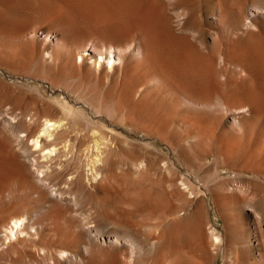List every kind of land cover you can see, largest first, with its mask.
Segmentation results:
<instances>
[{
    "label": "rangeland",
    "instance_id": "obj_1",
    "mask_svg": "<svg viewBox=\"0 0 264 264\" xmlns=\"http://www.w3.org/2000/svg\"><path fill=\"white\" fill-rule=\"evenodd\" d=\"M168 1L0 0V218L6 211L24 213L31 233L21 227L12 239L0 227V264H16L23 251L38 264H264V0H253V7L243 0ZM255 7L261 12L254 29L239 28ZM33 28L66 37L71 56L95 38L107 46L138 40L145 58L128 54L124 76L97 81L63 51L49 57L31 38ZM151 65L169 87L197 101L219 97L230 111L185 110L167 86L148 83ZM57 90L91 104L93 113L102 102L112 103L101 112L114 126L90 123L86 111L65 112L60 142L68 158L46 163L16 114L20 109L30 117L43 104L59 109ZM115 105L119 111L111 109ZM233 119L241 127L237 136L229 129ZM92 130L110 137L106 146L98 141L94 165L101 171L94 179L84 151ZM238 185L256 193L254 199L239 202L228 190ZM38 247L48 251L44 258L37 257ZM60 249L64 256L56 254Z\"/></svg>",
    "mask_w": 264,
    "mask_h": 264
},
{
    "label": "bare ground",
    "instance_id": "obj_2",
    "mask_svg": "<svg viewBox=\"0 0 264 264\" xmlns=\"http://www.w3.org/2000/svg\"><path fill=\"white\" fill-rule=\"evenodd\" d=\"M122 1V0H121ZM165 1H168V0H165ZM172 1V0H171ZM178 1V0H177ZM232 1V0H231ZM255 1V0H254ZM253 0H243V2H244V4H245V6L247 5V6H252L255 2H254ZM169 2V1H168ZM258 2V1H257ZM261 2V1H260ZM138 3V2H137ZM235 3H237L238 4V2L236 1ZM149 4V3H148ZM230 4V3H229ZM232 4V3H231ZM234 4V3H233ZM164 5V4H163ZM256 5V4H255ZM254 5V6H255ZM151 6V5H150ZM177 6H180L178 3H177ZM225 6V5H224ZM227 6V5H226ZM233 6V5H232ZM231 6V7H232ZM236 6V8H237V6L238 5H235ZM241 6V5H240ZM244 6V5H243ZM244 6V7H245ZM261 6L264 8V3L262 2V4H261ZM253 7V6H252ZM259 7V6H258ZM233 8H235L234 6H233ZM263 8H258V9H263ZM145 9V8H144ZM242 9H243V7H242ZM247 10V9H246ZM253 10V12H250V14H248L246 17H245V20H244V23L243 22H241L242 23V26H239V28H242V27H244L245 29L246 28H252V29H254L253 28V24H255V23H253L254 21V19H256V18H258V13L259 12H261V11H259V10H257L256 9V7H255V12H254V8L252 9ZM257 10V11H256ZM123 11V10H122ZM154 11V10H153ZM159 11V10H158ZM229 11V10H228ZM259 11V12H258ZM145 12V11H144ZM230 12H231V8H230ZM229 12V13H230ZM232 12H233V10H232ZM263 12H264V10H263ZM234 13V12H233ZM159 14V13H158ZM247 14V13H246ZM263 14V13H262ZM154 16V15H153ZM120 17V16H119ZM232 17H235L234 15L232 16ZM231 18V17H230ZM167 19H169V18H167ZM166 19V20H167ZM213 19V18H212ZM221 19V18H220ZM232 19V18H231ZM242 19H244V18H242ZM215 20V19H214ZM233 20H235V19H233ZM236 20H237V18H236ZM235 20V21H236ZM180 21V20H179ZM229 21H231V20H229ZM241 21H243V20H241ZM228 22V21H227ZM233 22V21H232ZM232 22H230V23H228V25H230L231 26V24H232V28H234V27H237L238 28V26L236 25V26H234L237 22H239V19H238V21H236V23L233 25V23ZM256 22H258L257 20H256ZM220 23V22H219ZM221 23H223V21L221 22ZM142 24V23H141ZM164 24V23H163ZM199 24V23H198ZM238 24V23H237ZM240 24V23H239ZM216 25V24H215ZM241 25V24H240ZM202 26V25H201ZM220 26V25H219ZM234 26V27H233ZM159 28V27H158ZM222 28V27H221ZM237 28H234V29H230L231 31L232 30H235V29H237ZM256 28V27H255ZM260 28V27H259ZM23 29V28H22ZM38 29V28H37ZM36 28H33V30L31 31V38L32 39H34L35 40V42L37 41V42H40V43H42L45 47H46V49H47V55L49 56V57H53L54 55H57V54H59V52L60 51H63V53H61L62 54V56L64 57L65 56V58L66 59H68V61L71 63V64H73V65H75V64H78V66L79 67H82L83 66V68L87 71V70H89L90 72H91V74L95 77V79L98 81V80H100V81H109L112 77H116L115 76V74L116 73H118V77H121V76H124V75H122L123 74V58L126 56V55H128V54H131L133 57H135V58H137V59H144L145 58V53H144V49H143V46L141 45V43L137 40V41H131V42H124L123 44H118V43H115V44H109L108 46L106 45V44H104V43H99L98 42V40H96L95 38H89L91 41H90V43L89 44H87L86 43V45H84V46H80V47H77V48H75V50H74V53H73V55H74V57H73V59H72V56H71V52L70 51H68V50H65V41H66V37H56V38H54V37H52V35L51 34H37V32H36V30H37ZM162 29V28H161ZM251 29V30H252ZM257 29V28H256ZM262 29V28H261ZM159 30V29H158ZM220 31H221V29H219ZM250 30V29H249ZM249 30H247V32L249 31ZM25 31V30H24ZM195 31H197V30H195ZM235 31H237V30H235ZM255 31V30H254ZM260 31V30H259ZM13 32V31H12ZM51 32V31H50ZM182 32V31H181ZM227 32V31H226ZM230 32V31H229ZM244 32H246V31H244ZM252 32V31H251ZM257 32V31H256ZM54 33V32H53ZM231 33V32H230ZM236 33V32H235ZM254 34H256V33H254ZM260 34H261V32H260ZM29 35V34H28ZM27 35V36H28ZM54 35V34H53ZM257 35V34H256ZM58 36V35H57ZM220 36V35H219ZM218 36V37H219ZM239 36V35H238ZM216 37V36H215ZM230 37V36H229ZM250 37H251V34H250ZM259 37V36H258ZM243 38V37H242ZM248 38V37H247ZM181 39V38H180ZM219 39V38H218ZM234 39V38H233ZM237 39V38H236ZM235 39V40H236ZM135 40V39H134ZM156 40V39H155ZM179 40V39H178ZM220 40V39H219ZM244 40V39H243ZM249 40V39H248ZM204 41V40H203ZM25 42V41H24ZM28 42H29V40H28ZM119 42V41H118ZM121 42V41H120ZM223 42V41H222ZM39 43V44H40ZM205 43V42H204ZM203 43V44H204ZM212 45V44H211ZM256 45V44H255ZM264 46V45H263ZM263 46H262V49H263ZM224 47V46H223ZM236 47V46H235ZM240 48V47H239ZM202 49V48H201ZM222 49V48H221ZM226 49V48H225ZM253 49V48H252ZM255 49H256V47H255ZM254 49V50H255ZM259 49L261 50V48L259 47ZM259 49H257L258 51H259ZM70 50V49H69ZM237 50V49H236ZM243 50V49H242ZM254 50H253V53H254ZM257 50H255V51H257ZM212 51V50H211ZM233 51V50H232ZM248 51V50H247ZM174 52V51H173ZM215 52V51H214ZM228 52H229V46H228ZM238 52H242L241 51V49H240V51H238ZM246 52V51H245ZM264 52V51H263ZM193 53V52H192ZM224 53H225V51H224ZM220 54H222L221 52H220ZM219 54V56H222V55H220ZM231 54V53H230ZM238 54H240V53H238ZM259 54V53H258ZM177 55V54H176ZM207 55V54H206ZM241 55V54H240ZM246 55V54H245ZM250 55H252V53L250 54ZM228 56V55H227ZM261 56V55H260ZM260 56H258V57H260ZM48 57V58H49ZM264 57V56H263ZM168 58V57H167ZM211 58V57H210ZM251 58V57H250ZM41 59V58H40ZM192 59V58H191ZM216 59V58H215ZM217 60V59H216ZM218 61H222V58L221 57H219V59H218ZM230 61V60H229ZM11 62V61H10ZM66 62V61H65ZM181 62V61H180ZM223 62H224V60H223ZM132 63V62H131ZM220 63V62H219ZM227 63V62H226ZM251 63V62H250ZM229 64V63H228ZM58 65V64H57ZM222 65H223V63H222ZM151 67V75H150V80H149V84L150 85H153V86H159V85H163V86H167L168 88H169V90H170V92H172L171 94H173L174 96H175V98H176V101H177V103L179 104V105H181L185 110H188L189 111V109L191 110V109H200V110H204V111H212V112H216L217 114L218 113H221V114H225V113H227V112H229L230 111V109H228L226 106H225V104H223V102H222V99H220L219 97H217L216 98V100H215V103H211L210 101H197V100H194V99H192V98H190L189 96H187L186 94H184V93H182V92H180V91H177V90H175V89H173V88H171V87H169L170 85L168 84V82H167V80H165V78H163L164 76H162L156 69H155V67H153L152 65L150 66ZM149 67V68H150ZM235 67V66H234ZM244 67V66H243ZM125 68V67H124ZM233 68V67H232ZM260 68V67H259ZM243 69V68H242ZM244 70V69H243ZM45 71V70H44ZM233 71V70H232ZM240 71V70H239ZM260 71V70H259ZM147 72V71H146ZM50 74V73H49ZM136 74V73H135ZM243 74V73H242ZM186 75V74H185ZM184 75V76H185ZM187 76V75H186ZM245 76V75H244ZM252 76V75H251ZM38 79V78H37ZM122 79V78H121ZM40 80V79H39ZM119 80H120V78H119ZM118 80V81H119ZM96 81V82H97ZM95 82V83H96ZM120 82V81H119ZM128 82V81H127ZM226 82V81H225ZM44 83V82H43ZM71 83V82H70ZM247 83V82H246ZM45 84V83H44ZM48 84V83H47ZM124 84V83H123ZM148 84V85H149ZM50 85V84H49ZM98 85V84H97ZM107 85V84H106ZM47 86V85H46ZM122 86V85H121ZM134 86V85H133ZM226 87V86H225ZM60 88V87H59ZM107 88V87H106ZM126 88V87H125ZM230 88V87H229ZM89 89V88H88ZM121 89V88H120ZM62 90V89H61ZM222 91H223V89H222ZM227 91V90H226ZM57 92H58V94L59 95H61L62 96V101H61V103H59L58 104V108L59 109H56V108H54V107H52V106H46V107H43L44 106V104H43V106H41V108H39V109H37L33 114H31L30 115V117H25V111H23V110H20L19 109V111L17 112V114H16V116H17V119L19 118L21 121H23L24 122V124H25V128H26V130L28 131V135H26V136H28V139H30L31 140V142H33V144H34V148H36V149H39V151H38V154L39 155H41L42 157H43V159L42 160H44L45 159V161H46V163L47 162H50V163H52L53 161L55 162V160H58V159H60V158H62V157H64V158H68L67 157V148H68V146H67V144L65 143V144H61V140L62 139H64L63 137L65 136V133H66V127H67V121H66V116L64 117V113L66 112V113H69V114H73V113H78V112H82V111H86L87 112V117H88V120H89V122L90 123H97V122H102L106 127H108V126H111V127H113L114 125H112L110 122H109V120H108V118H107V116H105L106 114L104 113L103 114V111L101 112V110H105V108L106 107H108V106H110V105H112V103L110 104V105H106V101H104V102H102L101 103V105L100 106H98V103L99 102H101V101H99L98 103H96L97 104V106L99 107L98 109H94V112L95 113H93L91 110L93 109L92 108V105L91 104H89V103H87V102H82L83 101V99H82V101H72V100H70L67 96H65V94L62 92V91H60V90H57ZM56 92V93H57ZM87 94V93H86ZM115 94V93H114ZM261 94V93H260ZM103 95V94H102ZM118 95V94H117ZM160 96V95H159ZM218 96V95H217ZM139 97V96H138ZM225 97V96H224ZM104 98V97H103ZM102 98V99H103ZM108 98V97H107ZM169 98V97H168ZM206 98V97H205ZM41 99V98H40ZM77 99H78V96H77ZM81 99V98H80ZM119 99V98H118ZM29 100V99H28ZM106 100V99H105ZM85 101H87V100H85ZM57 102V101H56ZM114 102V101H113ZM116 102L118 103V101L116 100ZM153 102V101H152ZM24 103V102H23ZM35 103H37V102H35ZM55 103V102H54ZM91 103V102H90ZM123 103V102H122ZM40 104V103H39ZM113 104H115V102L113 103ZM160 104V103H159ZM36 105H38V104H36ZM41 105V104H40ZM46 105V104H45ZM117 105V104H116ZM115 105V108H111L112 110H114V109H116L117 108V111H119L118 110V108H120V105H119V107L118 106H116ZM93 106H95V105H93ZM141 106V105H140ZM139 106V107H140ZM33 107V106H32ZM96 107V106H95ZM111 107V106H110ZM114 107V106H113ZM15 108V107H14ZM90 108H92V109H90ZM109 108V107H108ZM34 109V108H33ZM131 109V108H130ZM8 110H9V107H8ZM121 110H123V109H121ZM242 110V109H241ZM191 111H193V110H191ZM238 111V110H237ZM126 112V111H125ZM124 112V113H125ZM232 112H234V111H232ZM263 112V111H262ZM248 113H250V112H248ZM29 114V113H28ZM27 114V115H28ZM81 114V113H80ZM26 115V116H27ZM73 115H75V114H73ZM83 116H84V114H82ZM81 115V116H82ZM110 115V114H109ZM114 115H115V113H114ZM76 116V115H75ZM80 116V115H79ZM145 116V115H144ZM156 116V115H155ZM203 116V115H202ZM245 116V115H244ZM243 116V117H244ZM253 116V115H252ZM15 117V116H14ZM13 117V118H14ZM86 116H84V118H85ZM74 118V117H73ZM72 118V119H73ZM18 119V120H19ZM78 119V118H77ZM134 119H136V118H134ZM141 119V118H140ZM143 119V118H142ZM223 119V118H222ZM80 120H81V118H80ZM17 121V120H16ZM19 122V121H18ZM73 122V121H72ZM75 122H77V121H75ZM170 122V121H169ZM21 123V122H20ZM119 123H120V121H119ZM182 123V122H181ZM23 124V125H24ZM73 124H74V122H73ZM21 125V124H20ZM23 125H22V127H23ZM191 125V124H190ZM87 126V125H86ZM186 127V126H185ZM24 128V127H23ZM181 128V127H180ZM243 128V127H242ZM6 129V128H5ZM78 129V128H77ZM142 129V128H141ZM229 129H230V131H231V133L233 134V136H237V135H239V132H240V129H241V127L239 126V122L238 121H236V120H232L231 121V123H230V125H229ZM244 129V128H243ZM245 129H246V127H245ZM254 129V128H253ZM27 131H25V132H27ZM152 131V130H151ZM109 132V131H108ZM114 132V131H113ZM207 132V131H206ZM214 132V131H213ZM244 132V131H243ZM242 132V133H243ZM76 133H77V131H76ZM96 133H98V132H96ZM96 133L92 130L90 133H89V138H90V140H89V142L85 145L86 147H85V149H84V151H86V153H88V155H87V157L89 156V161L88 162H90V163H92L91 165H92V168H93V170H91V171H93V173L91 174V177L93 176V179H94V177L101 171H99L96 167H95V165H94V163L96 162V158L98 157V154L100 153L99 151V140L101 139H103V141H105L106 143H104L105 144V146H106V144L109 142V140H110V137L107 135V134H104V133H100V134H98V135H96ZM241 133V134H242ZM78 134H80V133H78ZM114 134V133H113ZM243 135V134H242ZM190 136V135H189ZM255 136V135H254ZM71 137V136H70ZM89 138H87V139H89ZM243 138V137H242ZM66 140V139H65ZM112 140V139H111ZM67 141V140H66ZM65 141V142H66ZM19 142V141H18ZM214 142V141H213ZM64 143V142H63ZM68 143V142H67ZM102 144H103V142H101ZM32 144V143H31ZM32 144V145H33ZM110 144V143H109ZM113 144V143H112ZM238 144V143H237ZM244 144V143H243ZM77 145V144H76ZM108 145V144H107ZM31 146V145H30ZM74 147V146H73ZM118 147V146H117ZM239 147V146H238ZM71 148V147H70ZM102 148H104V147H102ZM101 149V148H100ZM208 149V148H207ZM46 150V151H45ZM105 150V149H104ZM108 150V149H107ZM178 150H180V149H178ZM102 152H103V149L101 150ZM236 150H234V152H235ZM34 152V151H33ZM73 152H75V151H73ZM82 153V152H81ZM233 153V152H232ZM101 154V153H100ZM243 154V153H242ZM85 155V154H84ZM105 155V154H104ZM236 155H238V154H236ZM120 156V155H119ZM64 158H63V160L62 161H64ZM72 158V157H71ZM99 158V157H98ZM117 159V158H116ZM251 159V158H250ZM88 160V159H87ZM86 160V161H87ZM101 160V159H100ZM149 160V159H148ZM249 160V159H248ZM71 161V160H70ZM114 161V160H113ZM58 162H59V160H58ZM76 162V161H75ZM82 162V161H81ZM249 162V161H248ZM248 162H246V163H248ZM74 163V162H73ZM254 163V162H253ZM54 164H56V163H54ZM133 164V163H132ZM138 164H139V162H138ZM141 164V163H140ZM248 164H250V163H248ZM19 165V164H18ZM42 165H43V163H42ZM47 165V164H46ZM136 166H139V165H137V164H135ZM259 165V164H258ZM41 166V165H40ZM50 166V165H49ZM54 166H56V165H54ZM244 166V165H243ZM246 166H248V165H246ZM53 167V166H52ZM59 167V166H58ZM106 167H108L107 165H106ZM141 167V166H140ZM252 167V166H251ZM257 167V166H256ZM55 168V167H54ZM88 168H90V167H88ZM117 168V167H116ZM56 169V168H55ZM60 171H61V169H60ZM67 171V170H66ZM99 171V172H98ZM135 171V170H134ZM145 171V170H144ZM256 171V170H255ZM62 172H64V171H62ZM57 173H59V171L57 172ZM89 173V172H88ZM136 173H137V171H136ZM64 174V173H63ZM24 175V174H23ZM264 175V174H263ZM62 176V175H61ZM66 177V176H65ZM90 177V178H91ZM67 178V177H66ZM89 178V177H88ZM98 179V178H97ZM96 179V180H97ZM89 180V179H88ZM244 180V179H243ZM257 180V179H256ZM78 181V180H77ZM95 181V180H94ZM232 181V180H231ZM247 182V181H246ZM19 183V182H18ZM78 184V183H77ZM237 185V184H236ZM256 185V184H255ZM188 186L190 187V188H192V190L193 189H196V191L199 193V198H201V196L203 195V199H204V191H201V190H199V188H197V187H195V185H193V183L191 182V181H188ZM202 186V185H201ZM245 186V185H244ZM244 186H242V185H238V186H235V187H230L228 190L230 191H232V192H234V193H237V194H239L240 195V198L238 197V201L239 202H244V201H247V200H253L254 199V197H255V194L254 193H252L251 192V190L249 189V188H247V187H244ZM262 186V185H261ZM260 186V187H261ZM252 188V187H251ZM261 188H263V187H261ZM226 189H227V187H226ZM263 190V189H262ZM82 192V191H81ZM84 192V191H83ZM82 194H84V193H82ZM137 193H135V195H136ZM190 195V194H189ZM232 196H233V194H232ZM89 198V197H88ZM114 198V197H113ZM87 199V198H86ZM101 199V198H100ZM203 199H200L201 201H203ZM188 201H190V200H188ZM22 203H24V202H22ZM224 203V202H223ZM25 204V203H24ZM190 204L192 205L193 204V201H191L190 202ZM234 205V204H233ZM20 206V205H19ZM244 206V205H243ZM252 206V205H251ZM24 207H26V206H24ZM29 207H27V209H28ZM127 209H128V207H126ZM233 208V207H232ZM253 208H255V207H253ZM25 209V208H24ZM223 209V208H222ZM189 210V208H187V209H185L184 211H181V212H178V213H174V214H171V216H170V219L171 220H174V219H176L177 220V218L178 217H180L181 215H183V214H185L186 213V211H188ZM227 210H228V208H227ZM26 211V210H25ZM119 211H121V210H119ZM127 211V210H126ZM152 212V211H151ZM91 213V212H90ZM93 213V212H92ZM114 213H116V212H114ZM223 213V212H222ZM129 214V213H128ZM24 215V213H22L21 215L19 214V212H17V211H6V212H4L3 213V217L1 216V218H0V227L2 228V229H4L5 230V232H6V236H8L9 235V237H11L12 239H16V236H18V234H16V232H18V230H20L19 232H22L21 230H22V228L21 227H23V230L25 231V233H26V228H27V226H28V223H26V225H25V222L29 219H27L26 221H25V217L23 216ZM99 215V214H98ZM225 215V214H224ZM230 215V214H229ZM234 215V214H233ZM239 215V214H238ZM257 215V214H256ZM135 216H137V215H135ZM185 216V215H184ZM28 217V216H27ZM102 217V216H101ZM104 217V216H103ZM48 218V217H47ZM93 218V217H92ZM105 218V217H104ZM109 218V217H108ZM46 219V218H45ZM44 219V220H45ZM224 219V218H223ZM132 221V220H131ZM29 222V221H28ZM75 222V221H74ZM57 223V222H56ZM91 223V222H90ZM135 223V222H134ZM29 224H32V223H29ZM46 224V223H45ZM34 225V224H33ZM33 225H29V227L30 228H32V229H34L35 230V228H34V226ZM39 225V224H38ZM47 225V224H46ZM84 225V224H83ZM130 225V224H129ZM133 225V224H132ZM260 225V224H259ZM9 226V227H8ZM76 226V225H75ZM77 226H79V225H77ZM231 226V225H230ZM21 228V229H20ZM64 228V227H63ZM66 228V227H65ZM201 228H203V226L201 227ZM210 228V227H209ZM41 229V228H40ZM84 229H86V228H84ZM213 229V228H212ZM31 230V229H30ZM135 230V229H134ZM215 230V229H214ZM37 231H39L38 229H37ZM41 231V230H40ZM90 231V230H89ZM201 231V230H200ZM211 231V230H210ZM209 231V232H210ZM18 232V233H19ZM36 232V231H35ZM193 232V231H192ZM196 232V231H195ZM214 232V231H213ZM24 233V232H23ZM24 233V234H25ZM27 233H30V231L28 232L27 231ZM41 233H42V231H41ZM199 233V232H198ZM21 234V233H20ZM31 234V233H30ZM46 234V233H45ZM66 234V233H65ZM70 234V233H69ZM26 235H28V234H26ZM33 235V234H32ZM32 235H31V237H32ZM37 235H38V233H37ZM5 236V237H6ZM51 236V235H50ZM49 236V237H50ZM56 236V235H55ZM63 236H65V235H63ZM193 236V235H192ZM197 236H200V235H197ZM212 236V235H211ZM4 237V238H5ZM37 238L38 236H36V234H34V236L32 237V238ZM46 237H48V235L46 236ZM45 237V238H46ZM48 237V238H49ZM196 239L198 238V237H196V236H194ZM8 238V237H7ZM30 238V237H29ZM35 238H34V240H35ZM51 238V237H50ZM174 238V237H173ZM201 238H203V236L201 237ZM262 238H264V237H262ZM27 239V238H26ZM55 238H53L52 240H54ZM61 239V238H60ZM89 239V238H88ZM199 239V238H198ZM213 239V238H212ZM215 239H216V237H215ZM214 239V240H215ZM8 240V239H7ZM51 240V239H50ZM211 240V239H210ZM209 240V241H210ZM24 241V240H23ZM28 241V240H27ZM47 241V240H46ZM201 241H202V239H201ZM14 242L16 243L17 241H15L14 240ZM55 242H56V239H55ZM74 242V241H73ZM118 242V241H117ZM199 242V241H198ZM206 242V241H205ZM212 242V241H211ZM264 242V241H263ZM10 243V242H9ZM21 243V242H20ZM53 244H54V242H52ZM52 244V245H53ZM56 244H57V242H56ZM55 244V245H56ZM230 244V243H229ZM30 245H32V243L30 244ZM45 244H43L42 246H44ZM52 245H46L47 247H48V249L49 248H51V246ZM61 245V244H60ZM60 245H58V246H60ZM77 245H79V244H77ZM127 245V244H126ZM26 246V245H25ZM39 246H41V245H39ZM46 246H44V247H46ZM57 246V247H58ZM63 246V245H62ZM62 246H61V249H63L64 248V246H63V248H62ZM66 246V245H65ZM216 246H217V244H216ZM29 247V246H28ZM28 247H26V248H28ZM53 247H55V246H53ZM53 247H52V250H53ZM22 248H24L23 246H22ZM36 248V247H35ZM33 249L34 251L36 250V249ZM38 248H40V247H38ZM56 248V247H55ZM60 248V247H59ZM66 248V247H65ZM68 248V247H67ZM70 248V247H69ZM208 248V247H207ZM213 248H217V247H213ZM236 248V247H235ZM45 249V248H44ZM44 249L43 248H40V254H39V256L37 255V257H39V258H44L45 257V255H47L48 254V251H47V254L45 253V251H46V249H45V251H44ZM47 249V250H48ZM57 250L56 251V254L58 255V256H64V254H66L65 252H66V250H65V252L63 251V250ZM89 249V248H88ZM201 249V248H200ZM232 249V248H231ZM8 250V249H7ZM20 250V249H19ZM23 250V249H22ZM203 250V249H202ZM33 251V252H34ZM38 251V250H37ZM36 251V252H37ZM68 251V250H67ZM83 251H84V248H83ZM30 252H32L31 250H30ZM35 252V254H37ZM78 252V251H77ZM130 252V251H129ZM234 252H235V250H234ZM51 253H52V251H51ZM237 253V252H236ZM34 254V255H35ZM214 254V253H213ZM34 255H33V258H34ZM55 255V254H54ZM241 255H243V254H241ZM262 255V254H261ZM164 256V255H163ZM233 256V255H232ZM240 256V255H239ZM16 257V256H15ZM14 257V258H15ZM36 257V258H37ZM52 257H53V254H52ZM51 257V258H52ZM238 257V256H237ZM32 253H31V255H30V253L29 252H24L23 251V253L22 254H20L19 256H18V258L17 259H15V263L16 264H38L37 262H35V261H31L32 259ZM50 258V259H51ZM53 258H56V257H53ZM58 258V257H57ZM110 258V257H109ZM234 258V257H233ZM46 259V258H45ZM49 259V260H50ZM54 260V259H53ZM261 260L262 261H264L262 258H261ZM40 261V260H39ZM46 261H47V259H46ZM242 261V260H241ZM72 262V261H71ZM49 263H51V262H49ZM64 263V262H63ZM164 263V262H163ZM55 264V263H54ZM172 264V263H171Z\"/></svg>",
    "mask_w": 264,
    "mask_h": 264
}]
</instances>
